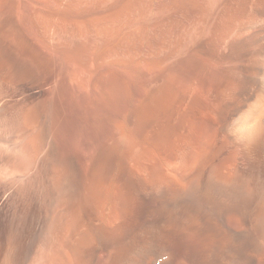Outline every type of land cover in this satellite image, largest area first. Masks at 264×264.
<instances>
[{
	"label": "bare ground",
	"instance_id": "1",
	"mask_svg": "<svg viewBox=\"0 0 264 264\" xmlns=\"http://www.w3.org/2000/svg\"><path fill=\"white\" fill-rule=\"evenodd\" d=\"M81 2L0 0L15 27L0 26V264H138L157 238L166 264H264V47L234 49L264 37V0H233L221 65L134 86L113 66L66 68L68 37L123 28L117 8L84 24Z\"/></svg>",
	"mask_w": 264,
	"mask_h": 264
},
{
	"label": "rangeland",
	"instance_id": "2",
	"mask_svg": "<svg viewBox=\"0 0 264 264\" xmlns=\"http://www.w3.org/2000/svg\"><path fill=\"white\" fill-rule=\"evenodd\" d=\"M125 1H128V2H126L124 7L122 8ZM207 1L209 3L207 2V4L205 6H202L200 1L198 2V0H196V1L195 0H166V1H164V0H154V1L153 0H130V1L129 0H119V1L118 0H109V1L108 0H89V1L84 0V2H81L82 5H80L81 6L80 17L81 16L83 17L82 19L81 18L80 19L82 20V22H84V24L87 23L89 17L94 19V18L103 16V15L109 14V12L113 13L112 11H116L118 9L116 13H119L120 10H123L125 12V14H124L125 18H124L123 23L121 25V26H123V28H121L117 33H115V35L112 34V35L104 36L105 39L103 36H100V37L98 36L99 37V39H98L97 36H94V35L92 36V34H88L87 36L76 37V40H75V38L70 39V37H68L67 38L68 40L66 39L67 41L65 42V52H64V54H65L64 58H66L65 65L69 64V65H66V68H68V69L70 68V70H72V69L78 70V68H79V70H81L80 68H82L81 72H83L86 70H90L92 68L95 69L98 67H106V66L108 67V65H109V67L113 66L111 68H113V69L115 68L116 70H119L117 72H119V73L123 72L122 74L125 75L126 77L122 76V74H121V76L124 79L128 77L127 78L128 82H127V80H126V82L129 84L132 83V86H134V84H136V83H137L136 85H144V84L147 85V84H155V83L160 84L163 82L168 83V82H172V81H175V83H182V82L188 83V81L190 82L192 77L195 75V71L197 72L200 68L207 67V66H215L217 64L221 65V62L222 63L224 62V60L222 58L225 59L226 57L224 55H226V53L229 52V50H231L230 48H226L227 46H226V44H224L225 43L224 41H226V39H227L226 38L227 34L225 33V31H223V30H225V28H224V26H222V25H224V22H225L224 18L227 19V21H228L229 17H233V16L237 17L242 12V11H240V7L238 6V4L236 2H233V0H230V2L232 1L231 3L229 2V0H219V1L218 0H215V1L214 0H207ZM212 1H213V4L211 3ZM88 2H90V3H88ZM131 2H133L134 4L133 3L131 4ZM194 2H198V3H194ZM222 2H223V4H222ZM228 2L230 3V5L226 4ZM117 3H119L121 6ZM234 3L236 4V7H235V5H233ZM177 4H179V5H177ZM132 5H134V6H132ZM212 5H213V7H211ZM214 5H215V7H214ZM129 6L131 7L132 10L129 9L130 8ZM157 6H158V9L156 8ZM209 6H210V9L208 8ZM84 7H87V8H84ZM205 7H206V9L207 8L208 9L206 10ZM227 7L230 9H226ZM9 8H10V6L6 3H5V5L4 4L2 5L1 10H3V11H2V18L0 20V26L3 29V31L5 29H7V27H9V26L13 29L15 28V27H13L14 26L13 12ZM115 8H117V9H115ZM224 8L226 9V11ZM124 9H126V10H124ZM201 9H202V11H201ZM238 11H239V14H238ZM154 12L156 13V15H154L155 14ZM229 12H231V13L229 14ZM234 14L237 16H235ZM220 16H222V17H220ZM86 17H88V19H86ZM214 17L216 18V20ZM184 18H186L187 20ZM125 22H127V23H125ZM156 22L158 24H156ZM204 22H205V24H204ZM217 22H219V23H217ZM152 23H153V25H151ZM162 23H163V25H162ZM258 23H259L258 26L261 28V26L263 25L262 21L261 22L259 21ZM171 28H172V30H171ZM153 32H154V34H153ZM18 33H20V32H18ZM181 35H183V36H181ZM85 37H87L89 39L91 38L92 41L90 39L91 42H89V39H87ZM93 37H96L98 39L97 40L96 38H94L97 42L93 39ZM101 37H103V38H101ZM130 37H131V39H129ZM202 38H203V40H202ZM18 39H19L18 40L19 44L25 46V47L23 46L24 49L25 48L29 49L28 48L29 45H27V44L25 45V43L29 44V42L26 39H24L23 36H18ZM71 40L75 41V43L72 44ZM67 42H69V43H67ZM88 42H89V44H88ZM165 43H166V45H165ZM208 43H210V44H208ZM91 44H94V45H91ZM206 46H207V48H206ZM212 46H214V47L212 48ZM263 47H264V37H260V40L252 38L248 41L236 42L234 49L235 50H250V51L252 50L253 51L254 50L253 48H255V50H256L257 48H263ZM31 48H33V46ZM153 52H154V54H153ZM212 54H213V56H212ZM202 55H204V56H202ZM14 56H16V55L14 54ZM14 56L12 55L13 62L15 61L16 66L18 64L17 68L19 67V69L22 70V73H20V74L27 73L28 74L27 77L28 76L30 77L32 72L30 70L28 71V69L26 70L23 66L20 68L21 64L19 62H17V56L16 57H14ZM211 56H212V58H211ZM220 59H222V60H220ZM117 67H119V68H117ZM125 67H126V71L124 69ZM198 67H200V68H198ZM22 68H24V69H22ZM121 69H123V70H121ZM187 70H188V72H187ZM133 76H134V78H133ZM181 76L183 77L184 80L182 79ZM171 77H172V79H171ZM120 78H121L120 76H117L116 80H120ZM36 90H37V88H33L30 90V92L37 94ZM61 145L62 144L58 143L57 148L53 147L51 149V158L54 159V156H53L54 153L53 152L56 153L54 155H55V158L56 157L58 158L59 162L64 157L63 158L64 160L61 164V166L63 165L64 168H62L60 166V170H61V172H63L65 174L67 169H68L67 166L69 165V163H66V162H69V160H65L66 150L64 147H62L63 145L62 146ZM57 150L60 151L61 154L59 152L57 155V152H58ZM59 158H61V159H59ZM65 163H66V165H65ZM63 179H64L63 182H61L62 184L60 183L59 188L56 189V190L59 189L58 192L52 191V194L56 193V195L57 194L59 195L60 191L66 192L65 190H67V188H68L66 186L69 185V181L67 180L66 177H64ZM61 192H60V194H63ZM158 240H160V239L157 238L155 240V243H153V244H155V245L157 244L158 246H160V248H157L156 247L157 245L156 246L149 245V248H148L145 256H143V258H141L138 261V264H166L165 261H167V259H168V251L170 250V244L168 245V243L163 242L162 239L160 241H158ZM161 244L163 246H165V245L166 246L163 247ZM251 244L254 245L255 242L253 241ZM251 244H249L248 248H250L251 250H252V248H253V250H256V247H257L256 244L257 243L254 245V246H256L255 248ZM166 247L167 248L169 247V249L167 250ZM130 255L133 256V251H128V254H127L128 258L126 257V263L127 264L131 263L130 262L131 260H129V259H131L132 256H130ZM176 264H199V262H190L186 259L184 262L183 260L178 259Z\"/></svg>",
	"mask_w": 264,
	"mask_h": 264
}]
</instances>
